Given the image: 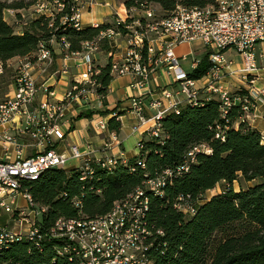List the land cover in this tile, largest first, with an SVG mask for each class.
<instances>
[{
    "label": "built area",
    "instance_id": "2783aa9c",
    "mask_svg": "<svg viewBox=\"0 0 264 264\" xmlns=\"http://www.w3.org/2000/svg\"><path fill=\"white\" fill-rule=\"evenodd\" d=\"M85 0H36L30 5L35 17L46 15L51 27L50 36L37 44L28 56H16L7 60L0 58V78L7 68H12L10 90L0 94V264H7L4 250L14 241L28 239L32 248L41 249V240H59L60 252L69 253L77 264H154L152 252L164 235L148 219L149 196L143 187L113 203L105 214L93 218H58L49 228H43L41 216L46 206L36 204L23 185L24 180L35 179L48 168L67 165L69 160L81 161L87 168L86 156L92 150L89 144L82 151L71 144L67 152H57L55 141H63L70 130L66 110L73 103L88 98L89 93L102 97L93 86L99 85L94 75L91 52H105L100 42L107 40L114 51L105 52L112 77L129 76L130 86L143 88L158 73L168 81L159 85V96L148 103L153 113L144 115L145 103L141 96L130 98V107L138 117L137 127L151 121L148 131L157 135L161 117L177 109L180 104L196 101L202 92L220 103L222 111L230 104L240 101L244 114L241 119L254 116V101H264V89H256V66L254 47L264 41V0H214L198 7L176 4L166 15L159 14V6L145 4L115 10L112 21L101 29L97 36L81 43L79 52L69 50L70 43L64 35L52 33L58 25L78 28L82 24ZM57 22V26H55ZM97 26V23L92 24ZM199 41L200 54L207 55L211 66L199 79L189 73L199 64L202 56L192 52L177 55L176 46ZM120 49L118 52L116 50ZM234 50L241 56L238 69L243 80L250 85L244 99L233 96L224 85L225 78L233 73V59L225 53ZM57 51L66 59L70 54H80L85 71L74 80L61 99L54 98V90L44 80L40 85L34 70L47 74ZM188 62L189 71L182 67ZM51 76V74H50ZM88 86H91L89 88ZM8 93H11L8 94ZM95 131H107L108 141L104 147L117 142L115 130H110L104 117L90 120ZM140 149L141 144L137 142ZM30 150H35L32 152ZM188 155L192 156V152ZM103 161L112 163L114 157ZM184 168L187 169L186 164ZM169 170L149 178L144 187L155 194L162 193ZM174 206L184 215H191L195 205L179 196Z\"/></svg>",
    "mask_w": 264,
    "mask_h": 264
},
{
    "label": "trees",
    "instance_id": "16d2710c",
    "mask_svg": "<svg viewBox=\"0 0 264 264\" xmlns=\"http://www.w3.org/2000/svg\"><path fill=\"white\" fill-rule=\"evenodd\" d=\"M36 0H14L8 6L0 3V58L7 60L33 53L41 40L49 38L50 19L46 15L32 18L21 31L3 18L4 8L20 9ZM214 0H123L124 5L139 7L156 4L164 15L176 4L202 7ZM162 14V15H163ZM57 26V22L54 23ZM108 23L97 26L58 25L52 31L64 35L71 52H79L81 43L94 39ZM105 52L112 50L107 40L100 42ZM109 60L94 78L96 91L103 95L112 79ZM211 66L207 55L188 74L199 79ZM233 96L244 99L247 90L237 88ZM115 110H112L113 113ZM173 112V113H172ZM84 110L77 119L92 116ZM240 101L223 111L213 97H199L196 102L180 104L160 119L157 135L144 133L136 156L114 157L112 163L90 161L87 168L69 170L52 167L23 185L33 201L46 206L41 216L43 228L58 218H93L108 212L113 203L143 187L149 196L148 219L164 235L153 254L154 264H264V143L260 132L247 120ZM110 130L118 131L120 121L115 112L107 121ZM192 152V156L188 155ZM186 164L187 169L184 168ZM169 170L162 193L155 194L144 182ZM238 182V191L232 186ZM222 189L209 197L206 191ZM179 196L195 205L191 215L174 206ZM61 242L41 240V249L32 248L28 239L14 241L4 250L7 264H77L69 253L60 252Z\"/></svg>",
    "mask_w": 264,
    "mask_h": 264
},
{
    "label": "crops",
    "instance_id": "0c3cea01",
    "mask_svg": "<svg viewBox=\"0 0 264 264\" xmlns=\"http://www.w3.org/2000/svg\"><path fill=\"white\" fill-rule=\"evenodd\" d=\"M123 5V0H85L82 12V24L87 26L94 23H110L114 11L122 9ZM97 7H100L102 10H97ZM195 43H197L196 47L193 45ZM200 45L199 41L182 43L176 46L175 52L177 55L192 52L193 55L202 56L199 52ZM109 46H111L112 51L115 50L112 47V42H110ZM99 52L90 53L93 59V66H103L108 61V56L102 55ZM253 53L256 66L258 67L254 87L256 89H264V41L255 45ZM225 55L233 59L234 64L232 69L235 70V73L225 78L224 85L230 91L236 88L247 89L250 87V85L241 80L239 74L238 69L242 65L241 56L232 49H228ZM52 57L53 62L48 68L47 74L41 75L38 71L34 70L33 75L37 79L38 85L46 80V84L51 85V88L54 90V98L61 99L65 91L70 87V84L74 80L79 79L80 74L85 71V63L80 54H70L66 59H63V56L55 51ZM186 70L189 71V69ZM167 81L168 78L163 73H158L147 86L137 89L130 86L131 80L129 76L112 77L102 97H97L96 93H89L87 99L81 100L79 103H73L67 107L66 119L70 120V130L66 131L64 140L55 141L53 147L57 152H67L71 144H77L82 151H85L86 145L89 144L92 152L86 158L94 161L99 159L107 160L112 157L130 158L136 156L139 152L137 142L143 138L144 133H149L148 127L152 123L149 121L147 124L137 127L138 117L132 111L129 100L132 96H141L146 105L144 115L148 117L153 113V110L148 106L150 99L159 96V85ZM9 82L10 79L5 83L4 91L0 92V94L10 90ZM206 96L207 93L205 92L200 94V97ZM254 102L252 109L254 116L248 120V123L260 132L262 143H264V101L257 98ZM88 109L93 112L91 117L76 118L79 113ZM112 110H115L113 113L116 112L118 114V120L120 121V127L116 131L117 142H112L110 146L104 147V143L108 141L109 133L107 131L99 132L93 130L90 127V120L95 116H101L108 121L113 114L111 113ZM30 151L35 152V150ZM80 164L81 161L69 160L67 165L62 169L69 170Z\"/></svg>",
    "mask_w": 264,
    "mask_h": 264
},
{
    "label": "rangeland",
    "instance_id": "374dc122",
    "mask_svg": "<svg viewBox=\"0 0 264 264\" xmlns=\"http://www.w3.org/2000/svg\"><path fill=\"white\" fill-rule=\"evenodd\" d=\"M13 1L14 0H0V3L4 4L5 6H8ZM96 9L97 10H99V9L102 10L100 7H97ZM159 10H160V8H159ZM2 14H3L4 20L6 22H8L9 24H11L15 31L23 30L27 26V23L30 22L32 20V18L34 17V15L32 14V9H31L30 6L25 7V8H20V9L4 8L3 11H2ZM159 14L162 15L163 12L160 10ZM193 45L196 47L197 43H195ZM119 50L120 49L116 50V52H118ZM99 53H101L102 55H104V54L106 55L105 52H99ZM188 65L189 64H188L187 61L182 63V67L184 69H189ZM11 75H12V68H7V70L4 73V75L0 78V92L4 91L5 83L9 79H11ZM88 87L91 88V86H88ZM97 87H98V85L97 86H93V89L94 88L97 89ZM57 89H58V86H57ZM233 91H234V89L231 92H233ZM8 94L11 95V93H8ZM261 181H264V178L256 179V180L248 182V183L243 182L242 185L243 186H246L247 184L251 185V184H254V183H257V182H261ZM232 188L235 191H238V188H239L238 182H236V181L233 182ZM221 189H222V187L217 185V186H215L214 189L206 191L204 196L209 197L210 195L217 193Z\"/></svg>",
    "mask_w": 264,
    "mask_h": 264
},
{
    "label": "bare ground",
    "instance_id": "6f19581e",
    "mask_svg": "<svg viewBox=\"0 0 264 264\" xmlns=\"http://www.w3.org/2000/svg\"><path fill=\"white\" fill-rule=\"evenodd\" d=\"M196 102V101H195ZM178 108V107H177ZM173 113V112H172ZM160 122V121H159ZM152 192V191H151Z\"/></svg>",
    "mask_w": 264,
    "mask_h": 264
}]
</instances>
